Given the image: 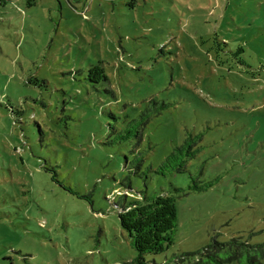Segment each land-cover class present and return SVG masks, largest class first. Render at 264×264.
I'll list each match as a JSON object with an SVG mask.
<instances>
[{
	"label": "rangeland",
	"instance_id": "374dc122",
	"mask_svg": "<svg viewBox=\"0 0 264 264\" xmlns=\"http://www.w3.org/2000/svg\"><path fill=\"white\" fill-rule=\"evenodd\" d=\"M192 178L147 261L264 242V0H0V264H129L119 190Z\"/></svg>",
	"mask_w": 264,
	"mask_h": 264
},
{
	"label": "trees",
	"instance_id": "16d2710c",
	"mask_svg": "<svg viewBox=\"0 0 264 264\" xmlns=\"http://www.w3.org/2000/svg\"><path fill=\"white\" fill-rule=\"evenodd\" d=\"M89 73L96 81L108 79L101 66H93ZM131 132L129 129L128 134L131 135ZM201 138L202 134L186 136L183 143L165 157L157 173L165 175L167 171L184 172L187 162L198 153V142ZM136 168L139 170V166ZM192 181L193 184L187 189L173 187V193L170 194L149 196L142 192L134 193L129 183L119 190L118 194L123 203L118 207L119 222L122 229L128 232L132 247L136 251V256L129 264H151L145 258L147 254L163 253L174 243V232L178 224L176 199L190 191H200L209 186L197 184L194 178ZM168 262L162 264H169ZM174 264H264V242L250 243L242 236L220 241L214 236L201 249L176 256Z\"/></svg>",
	"mask_w": 264,
	"mask_h": 264
}]
</instances>
